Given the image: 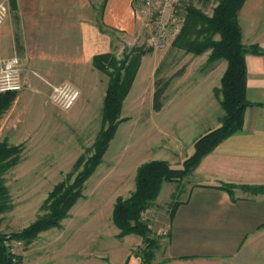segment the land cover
<instances>
[{
	"label": "rangeland",
	"instance_id": "374dc122",
	"mask_svg": "<svg viewBox=\"0 0 264 264\" xmlns=\"http://www.w3.org/2000/svg\"><path fill=\"white\" fill-rule=\"evenodd\" d=\"M66 1L70 0H64V3ZM221 1L180 0L179 32L174 36L169 35L164 41L159 38L155 24L138 10L144 26L139 36L140 42L134 46H130L129 42L124 46L119 43L117 50L120 49L121 53L112 54L118 60L127 55L129 65L133 64L132 68L136 62L139 68L143 58H151L158 64L154 82L159 81L160 86L168 81L167 84L173 88L177 82H182L183 77L186 78L184 86H193L180 96L181 102L198 105L205 98V94L196 85L199 78L206 77L211 71L209 76H213L212 80L217 82L227 64L222 59L209 60L210 49L198 55L187 49L189 42L201 43L206 38L219 40L218 34H210L206 23L192 17L189 12L197 11L210 18ZM5 2L9 8L6 20L16 28V55L20 58L22 53L18 27L22 10L53 7L54 0ZM94 5L100 9L101 0H95ZM131 72L132 69L129 74H125L127 79ZM31 74L35 78L39 76L35 71ZM142 77H138L133 87L132 82L124 97L120 122L113 139L84 182L80 199L59 227L38 233L28 243L17 236L47 213V198L58 183H72L83 172L85 164L94 154V145L107 125L102 122L100 103L91 104L88 110L77 109L78 102L69 111L59 109L49 98L50 87L54 84L47 81L41 92L34 95L35 99L28 96L16 99V96L22 93L26 95V91L32 90L23 80V89L15 94L8 108L0 114V124L8 117L7 123L17 127L13 135H21L19 145L22 151L18 162L6 168L0 176L7 190V204L10 207L0 213V237L7 251L14 257V264H89L91 260L86 257L91 254L96 261L105 264H153L172 205L182 198L190 174L176 183H162L163 187L157 197L142 213L141 221L148 227L150 243L144 242L136 234L118 237L119 230L112 223L115 201L117 198L127 199L131 196L135 189L137 171L142 165L156 160L165 161L173 168H181L182 163L193 154V150L188 149L190 136L199 138L202 133H207L208 127L203 124L198 126L189 118L183 120L185 125L180 128L169 126L166 109L167 104L173 102V91L167 93V85L162 100L165 109L155 115L151 108V79L148 82L147 78ZM29 101L39 104V108H29ZM139 104L141 107L137 106ZM214 109L207 106V114H212ZM177 111L187 114L181 108H177ZM192 114L198 117L199 111ZM10 136H7L8 140ZM7 139L0 136V142L6 141L9 144ZM262 251L264 240H260L248 251V263L264 264Z\"/></svg>",
	"mask_w": 264,
	"mask_h": 264
},
{
	"label": "crops",
	"instance_id": "0c3cea01",
	"mask_svg": "<svg viewBox=\"0 0 264 264\" xmlns=\"http://www.w3.org/2000/svg\"><path fill=\"white\" fill-rule=\"evenodd\" d=\"M94 1L54 0L53 7L22 10L19 60L22 79L32 90H25L28 94L22 93L16 99H35L45 81L54 85L68 82L80 91L77 109L88 110L95 102L103 105L108 78L93 66V58L105 53L118 55L119 43L138 45L144 26L138 11L140 0H101L100 9ZM6 21L0 27V61L16 55V28ZM237 22L242 44L257 45L264 52V0H245ZM244 59L246 99L251 106L244 113L242 128L203 156L190 173L183 196L176 201L172 218L165 226L153 264H250L248 251L264 240V192L250 191L264 188V54L247 53ZM157 67L151 58H143L132 84L133 87L140 76L148 82L151 79V100ZM34 71L40 77H33ZM210 72L196 84L205 94L198 105L181 102L180 96L193 86H184L186 78L173 88L168 85L167 93H174L166 109L169 126L180 128L187 118L198 126H207L206 132L220 126L223 74L216 82ZM39 106L30 102L28 107L36 110ZM207 106L216 109L207 114ZM151 108L155 115L165 109L162 105L155 112L152 102ZM177 108L187 114L176 112ZM196 110L198 117L192 114ZM7 120L8 117L0 124V136L7 139L12 135L7 141L18 146L21 135H13L17 127ZM196 139L190 136L188 149L193 150ZM91 256L86 257L91 260L89 264H105Z\"/></svg>",
	"mask_w": 264,
	"mask_h": 264
},
{
	"label": "trees",
	"instance_id": "16d2710c",
	"mask_svg": "<svg viewBox=\"0 0 264 264\" xmlns=\"http://www.w3.org/2000/svg\"><path fill=\"white\" fill-rule=\"evenodd\" d=\"M245 0H222L214 9L210 18L204 17L197 11L189 12L192 17L204 21L207 31L219 35L218 41L211 38L201 43L189 42L187 49L195 55L205 49H210L209 60L226 61V69L220 80V106L223 117L220 126L208 131L197 138L193 143V154L188 157L181 168H173L165 161H151L142 165L136 174L135 189L127 199L117 198L112 211V223L119 230L118 237L136 234L146 243L151 240L148 237V227L141 221V215L158 195L162 183H176L184 176L189 175L198 165L201 158L211 152L221 141L241 130L243 117L251 103L246 99V66L245 55L264 54L258 46L245 47L241 41V31L237 22V15ZM128 63L127 55L118 60L112 53L96 55L93 58V66L108 78L102 105V122L107 127L101 132L94 145V154L85 164L81 172L72 183H58L47 198V213L24 229L18 239L28 243L38 233L59 227L60 222L66 218L69 210L82 196L83 184L91 175L93 169L99 163L105 149L113 139L120 122L119 115L124 97L128 93L136 75L138 64L133 66ZM127 79L125 74H129ZM124 75V76H123ZM127 79V81H126ZM168 81L161 86L159 81L154 82L152 97L153 110L162 108L163 94ZM14 93L0 95V114L10 105ZM21 145H9L6 141L0 142V176L5 169L14 166L20 157ZM226 189V188H225ZM228 189V188H227ZM248 189V188H244ZM264 188H254L253 193H259ZM7 190L0 181V213L7 211ZM176 203L172 205L169 218H172ZM14 257L4 246V240L0 237V264H14Z\"/></svg>",
	"mask_w": 264,
	"mask_h": 264
},
{
	"label": "built area",
	"instance_id": "2783aa9c",
	"mask_svg": "<svg viewBox=\"0 0 264 264\" xmlns=\"http://www.w3.org/2000/svg\"><path fill=\"white\" fill-rule=\"evenodd\" d=\"M180 0H140L138 10L155 24L159 38L164 41L169 35L179 32L181 20L178 18ZM9 14L5 0H0V27ZM169 33V34H168ZM37 76V75H35ZM39 77V76H37ZM20 60L16 55L0 61V95L18 93L23 89ZM51 102L63 111H69L80 98V91L74 85L64 82L50 87Z\"/></svg>",
	"mask_w": 264,
	"mask_h": 264
}]
</instances>
